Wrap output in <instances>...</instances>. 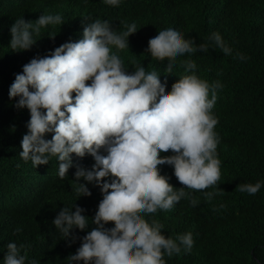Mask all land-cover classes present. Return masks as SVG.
<instances>
[{
  "label": "clouds",
  "instance_id": "clouds-1",
  "mask_svg": "<svg viewBox=\"0 0 264 264\" xmlns=\"http://www.w3.org/2000/svg\"><path fill=\"white\" fill-rule=\"evenodd\" d=\"M120 2L103 0L111 6ZM63 23L59 14H42L35 21L20 17L10 27L8 46L12 52L30 50L42 27ZM126 28L117 33L108 21L87 23L81 39L65 42L23 65L8 90L9 99L16 98L13 107L26 108L30 114L21 140V159L37 168L56 157L61 179L74 166L73 154L94 159L91 168L77 164L74 172L78 198L91 195L88 184L100 189L102 199L94 216L84 215L85 209L75 203L62 207L52 221L61 239L70 243L78 239L75 229L95 226L79 238L80 246L66 258L67 264H166L165 256L190 252L191 232L166 237L163 225L156 220L149 223L142 213L169 210L182 198L191 197L185 189L205 190L220 179V141L214 131L218 121L212 109L222 85L190 74L179 77L167 91L156 68L137 65L129 72L112 51L113 47L129 49V36L137 28L134 23ZM211 46L232 55L218 32L196 44L173 25L159 28L147 45L152 55L168 57L169 70L176 57L208 52ZM236 57L245 59L240 53ZM181 64L186 72L197 67L190 59ZM47 134L51 139H46ZM169 151L170 155H161ZM161 165L171 166L185 187L174 188L160 174ZM262 186L264 181L237 188L254 195ZM204 195L210 200L214 193ZM197 203L191 199L193 206ZM22 248L7 243L2 264H25Z\"/></svg>",
  "mask_w": 264,
  "mask_h": 264
},
{
  "label": "trees",
  "instance_id": "trees-1",
  "mask_svg": "<svg viewBox=\"0 0 264 264\" xmlns=\"http://www.w3.org/2000/svg\"><path fill=\"white\" fill-rule=\"evenodd\" d=\"M42 14H59L64 23L42 27L30 50L12 52L8 46L11 25L20 17L35 21ZM96 19L108 21L117 33L126 31L127 25H136L137 32L129 36V49L112 48L129 72L137 65L146 70L156 68L167 91L179 77L190 74L222 85L212 109L220 141L217 185L185 189L191 197L182 198L171 209L142 213L149 223L156 220L162 224L166 237L192 233L191 251L165 256L166 264H264V186L254 195L237 188L242 183L264 181V0H121L118 6L103 0H0V264L9 242L24 245L25 264L33 259L37 264H67L66 258L80 246L79 238L95 227L75 229L78 239L70 243L61 239L52 224L62 207L75 203L85 209L84 215L94 216L102 199L99 187L88 184L91 195L78 198L74 181L75 165L91 168L94 159L73 154L74 166L63 179L58 175L56 157L37 168L21 159L20 145L30 114L26 108L13 107L16 98L10 100L8 90L23 65L65 42L81 39L83 27ZM168 25L196 44L218 32L232 55L211 46L208 52L176 57L169 70L168 57H156L147 47L150 37ZM50 34L55 38H49ZM237 53L245 59L237 58ZM189 59L197 66L193 72H186L181 64ZM46 139H51V134ZM158 168L174 188L185 187L171 166ZM205 192L214 195L209 200ZM191 199L198 203L193 206Z\"/></svg>",
  "mask_w": 264,
  "mask_h": 264
}]
</instances>
